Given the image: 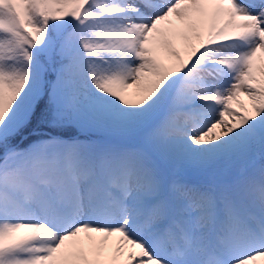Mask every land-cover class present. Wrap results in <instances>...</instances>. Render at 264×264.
Segmentation results:
<instances>
[{"label":"snow or ice","instance_id":"obj_1","mask_svg":"<svg viewBox=\"0 0 264 264\" xmlns=\"http://www.w3.org/2000/svg\"><path fill=\"white\" fill-rule=\"evenodd\" d=\"M0 264H264V0H0Z\"/></svg>","mask_w":264,"mask_h":264},{"label":"rangeland","instance_id":"obj_2","mask_svg":"<svg viewBox=\"0 0 264 264\" xmlns=\"http://www.w3.org/2000/svg\"><path fill=\"white\" fill-rule=\"evenodd\" d=\"M246 99V98H245Z\"/></svg>","mask_w":264,"mask_h":264}]
</instances>
